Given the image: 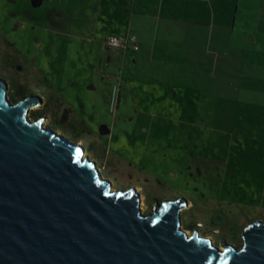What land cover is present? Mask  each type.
Returning a JSON list of instances; mask_svg holds the SVG:
<instances>
[{"label": "rangeland", "instance_id": "374dc122", "mask_svg": "<svg viewBox=\"0 0 264 264\" xmlns=\"http://www.w3.org/2000/svg\"><path fill=\"white\" fill-rule=\"evenodd\" d=\"M86 10L73 0H0V78L11 101L42 96L29 117L45 118L44 126L82 145L113 189H136L141 211L183 198L184 231L240 248L243 229L264 221V146L255 145L264 144V126L252 115H230L227 124L207 110L180 115L177 99L137 90L110 111L109 88L118 81L99 73L94 16Z\"/></svg>", "mask_w": 264, "mask_h": 264}, {"label": "water", "instance_id": "95a60500", "mask_svg": "<svg viewBox=\"0 0 264 264\" xmlns=\"http://www.w3.org/2000/svg\"><path fill=\"white\" fill-rule=\"evenodd\" d=\"M41 104L11 101L0 78V264H264V221L237 248L184 231L183 198L141 211L136 189H113L82 145L29 117Z\"/></svg>", "mask_w": 264, "mask_h": 264}, {"label": "crops", "instance_id": "0c3cea01", "mask_svg": "<svg viewBox=\"0 0 264 264\" xmlns=\"http://www.w3.org/2000/svg\"><path fill=\"white\" fill-rule=\"evenodd\" d=\"M73 1L93 13L102 78L125 82L117 111L121 95L137 90L177 99L180 115L207 110L225 124L252 115L264 126V0ZM109 35H134L139 49L109 52L102 45Z\"/></svg>", "mask_w": 264, "mask_h": 264}, {"label": "built area", "instance_id": "2783aa9c", "mask_svg": "<svg viewBox=\"0 0 264 264\" xmlns=\"http://www.w3.org/2000/svg\"><path fill=\"white\" fill-rule=\"evenodd\" d=\"M102 45L105 50L112 52L116 50H124V51H137L139 49L138 40L134 35L128 36H117V35H109L106 36ZM120 83H116L112 87V92L110 94L109 107L110 111H116L119 95H120Z\"/></svg>", "mask_w": 264, "mask_h": 264}, {"label": "flooded vegetation", "instance_id": "af4514ba", "mask_svg": "<svg viewBox=\"0 0 264 264\" xmlns=\"http://www.w3.org/2000/svg\"><path fill=\"white\" fill-rule=\"evenodd\" d=\"M41 98L44 99L42 96H41ZM43 101H44V100H43ZM118 104H119V101H118ZM117 108H118V105H117ZM117 108H116V110H117ZM104 125H105V124H104ZM105 126H106V125H105ZM101 130H102V131H101V134L108 135V134L110 133L109 129L107 130L108 133H103V132L106 131V129H105L104 127H103ZM223 221H224V218L222 217L221 222H223ZM228 244H229V243H228Z\"/></svg>", "mask_w": 264, "mask_h": 264}, {"label": "trees", "instance_id": "16d2710c", "mask_svg": "<svg viewBox=\"0 0 264 264\" xmlns=\"http://www.w3.org/2000/svg\"><path fill=\"white\" fill-rule=\"evenodd\" d=\"M24 98V97H23ZM13 102H15L16 100H12ZM81 124H82V122H81ZM87 130V129H86ZM87 132H88V130H87Z\"/></svg>", "mask_w": 264, "mask_h": 264}]
</instances>
